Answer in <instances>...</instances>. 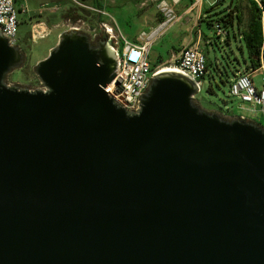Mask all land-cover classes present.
<instances>
[{"label":"water","instance_id":"obj_1","mask_svg":"<svg viewBox=\"0 0 264 264\" xmlns=\"http://www.w3.org/2000/svg\"><path fill=\"white\" fill-rule=\"evenodd\" d=\"M23 62L0 33V264H264V128L203 111L177 72L127 113L106 38L75 29L39 89L5 84Z\"/></svg>","mask_w":264,"mask_h":264},{"label":"rangeland","instance_id":"obj_2","mask_svg":"<svg viewBox=\"0 0 264 264\" xmlns=\"http://www.w3.org/2000/svg\"><path fill=\"white\" fill-rule=\"evenodd\" d=\"M162 1L172 8L174 18L156 31L160 23L166 21L157 6ZM193 3V0H181L172 6L171 0H15L16 8L26 7V13L18 14L17 28L18 48L24 56V62L21 67L6 75L5 84L29 90L39 89L41 86L35 68L38 62L46 58L49 53L47 49L59 40L61 33L77 28V31L94 40L95 35L105 36L101 24L109 23L116 34L130 43L139 41L141 35L148 36V58L161 66L169 65L172 55L176 57L181 49L197 44L209 69L194 99L195 105L203 111L212 110L206 112L215 113L223 120L244 117L247 120L257 119L259 123L261 116L257 109L241 104L228 95L232 77L228 83H221L215 74L214 78L209 77L216 68L221 71L225 69L229 73L232 71L233 74L251 72L244 68L247 55L239 36L248 22L247 0H202L200 4L192 6ZM234 5L240 9L241 23L236 27L233 20V28H223L219 24L225 35L216 38L212 28H207L206 21L223 20ZM95 8L105 15L95 13ZM261 23L264 37V17ZM34 24H41L46 29L43 37L35 35L31 38V26ZM226 32L229 37L227 40ZM262 77V71L252 76L256 88L264 86ZM209 87L211 93L207 91Z\"/></svg>","mask_w":264,"mask_h":264},{"label":"built area","instance_id":"obj_3","mask_svg":"<svg viewBox=\"0 0 264 264\" xmlns=\"http://www.w3.org/2000/svg\"><path fill=\"white\" fill-rule=\"evenodd\" d=\"M181 0H171L172 6L177 5ZM193 5L200 4L202 0H193ZM254 2L258 7L260 0H249ZM158 9L162 12L166 21H162L158 30L162 29L173 16L172 8L165 2L158 3ZM95 13L105 15L100 9H93ZM26 13V7H15V0H0V33L8 40L9 45L18 46L17 28L18 14ZM106 37V44L109 52L116 62V75L113 81L106 86L104 91L113 103L129 114H137L141 108V97L147 92L151 81L166 68L172 69L190 79L197 89L194 99L201 90L202 80L206 75L207 61L198 48L197 44L185 47L180 50L178 55L172 57L167 66H161L156 62L149 60V43L148 36H139L137 43H130L120 34H116L109 23H102ZM77 30V28H73ZM215 37L225 35V32L215 24L213 26ZM46 29L41 24L31 26L30 35L43 37ZM264 71V66L261 67ZM264 80V77H262ZM42 90H44L42 88ZM228 95L238 100L241 104L250 105L257 109L261 119L248 120L255 125L264 128V86L256 88L250 75L246 73H236L228 86ZM247 120L244 117H239Z\"/></svg>","mask_w":264,"mask_h":264},{"label":"trees","instance_id":"obj_4","mask_svg":"<svg viewBox=\"0 0 264 264\" xmlns=\"http://www.w3.org/2000/svg\"><path fill=\"white\" fill-rule=\"evenodd\" d=\"M246 9L249 11L248 13V22L246 27L240 32L239 36L243 42V45L246 50L247 59L244 60V68L246 70H250L254 72L256 70L261 69L264 66V37H262V23L261 18L264 17V0H260V6L258 7L254 2L247 0ZM232 11L228 12L224 15L223 20L217 19L215 22L206 21V26L211 27L213 30V26L217 24L220 28L222 25L223 28L234 27L233 20L236 23V27L241 23L240 19V9L237 5L231 6ZM222 23V24H221ZM220 24V25H219ZM222 29V28H221ZM237 29V28H236ZM234 30V29H233ZM236 32V31H235ZM234 36V31H233ZM219 38V37H216ZM235 38V37H234ZM229 39L228 32H226V40ZM209 67L206 65V73ZM217 71V72H216ZM238 73V72H236ZM235 74L231 71L229 73L225 69L221 71L220 69H214L209 74L210 78H214L213 74L218 76V80L221 83H228L229 79L235 77ZM209 93L212 92L210 87L207 89Z\"/></svg>","mask_w":264,"mask_h":264},{"label":"crops","instance_id":"obj_5","mask_svg":"<svg viewBox=\"0 0 264 264\" xmlns=\"http://www.w3.org/2000/svg\"><path fill=\"white\" fill-rule=\"evenodd\" d=\"M57 42H58V41H57ZM57 42H55V43H54L52 46H50L47 50L50 51V49H51L52 47L56 46ZM137 42H138L137 40H134V41H133V43H137ZM172 57H174V55H172ZM166 62H168V61H166ZM258 71H262V69L256 70V71H254V72H250L248 75H250V76H251V79H252V76L254 75V73H256V72H258ZM262 72H264V71H262ZM205 111L211 112L212 110H208V109H206Z\"/></svg>","mask_w":264,"mask_h":264},{"label":"flooded vegetation","instance_id":"obj_6","mask_svg":"<svg viewBox=\"0 0 264 264\" xmlns=\"http://www.w3.org/2000/svg\"><path fill=\"white\" fill-rule=\"evenodd\" d=\"M104 38H106L105 36H97V35H95L94 36V40H90V42H91V44L93 45V46H95L96 47V45H97V42H100V41H103L104 40ZM18 47V46H17Z\"/></svg>","mask_w":264,"mask_h":264},{"label":"bare ground","instance_id":"obj_7","mask_svg":"<svg viewBox=\"0 0 264 264\" xmlns=\"http://www.w3.org/2000/svg\"><path fill=\"white\" fill-rule=\"evenodd\" d=\"M153 35V34H152ZM151 35V36H152ZM162 72H176V71H174V70H172V69H168V68H166L165 70H163Z\"/></svg>","mask_w":264,"mask_h":264}]
</instances>
